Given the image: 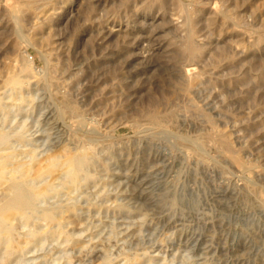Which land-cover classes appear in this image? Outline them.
I'll list each match as a JSON object with an SVG mask.
<instances>
[{
    "label": "rangeland",
    "instance_id": "1",
    "mask_svg": "<svg viewBox=\"0 0 264 264\" xmlns=\"http://www.w3.org/2000/svg\"><path fill=\"white\" fill-rule=\"evenodd\" d=\"M0 98L31 179L92 158L0 264H264V0H0Z\"/></svg>",
    "mask_w": 264,
    "mask_h": 264
},
{
    "label": "bare ground",
    "instance_id": "2",
    "mask_svg": "<svg viewBox=\"0 0 264 264\" xmlns=\"http://www.w3.org/2000/svg\"><path fill=\"white\" fill-rule=\"evenodd\" d=\"M27 60L30 64L31 58L27 56ZM28 69L25 68L26 73H28ZM8 84L10 88H8L7 97L10 101L23 103L28 100V98H24L23 94H20L21 89L26 84L23 77L12 75L8 80ZM2 107L4 105L0 101V109ZM18 137L22 138L23 136L20 133ZM7 140V133L0 130V188L4 191V198L0 202V252L5 256H10L13 253L15 244L13 222L16 219L28 223L31 219L37 218L51 227L54 226L59 234L64 235L67 240H71L72 237L60 231L59 228L62 220L73 215L75 209L72 202L63 205L48 204L41 208H37V202L51 195L60 194L61 191L68 193L71 189H76L81 181L87 178V167L92 161L91 146L64 155L63 159L50 155L45 164L39 168L35 178L31 179L30 172L35 165L37 166V157L34 152L31 150L14 151L10 149L11 146L10 148L7 146ZM53 174L61 175L62 178L59 179L58 176L59 181L57 183L44 180L46 176ZM36 179L39 180L38 183L35 182ZM32 237H34V234L29 232L28 240Z\"/></svg>",
    "mask_w": 264,
    "mask_h": 264
}]
</instances>
